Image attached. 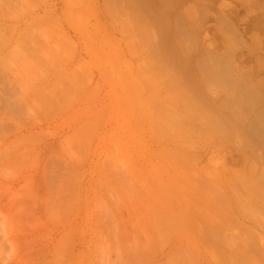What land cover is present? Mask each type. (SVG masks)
<instances>
[{"label":"rangeland","instance_id":"obj_1","mask_svg":"<svg viewBox=\"0 0 264 264\" xmlns=\"http://www.w3.org/2000/svg\"><path fill=\"white\" fill-rule=\"evenodd\" d=\"M0 48V264H264V0H0Z\"/></svg>","mask_w":264,"mask_h":264},{"label":"bare ground","instance_id":"obj_2","mask_svg":"<svg viewBox=\"0 0 264 264\" xmlns=\"http://www.w3.org/2000/svg\"><path fill=\"white\" fill-rule=\"evenodd\" d=\"M146 13H147V12H146ZM148 13H149V12H148ZM153 13H154V12H153ZM153 15H154V14H153ZM9 26H10V25H9ZM10 28H11V26H10ZM13 28H14V27H13ZM13 28H11V29H13ZM12 34H13V33H12ZM8 37H9V34H8ZM130 37H131V36H130ZM145 38H146V36H145ZM145 38H144V39H145ZM9 40H10V39H9ZM11 40H12V39H11ZM144 41H145V40H144ZM9 43H10V42H9ZM131 43H132V42H131ZM161 43H162V42H161ZM161 43H160V45H161ZM146 44H147V43H146ZM9 46L11 47L12 44H11V45L9 44ZM5 47H6V46H5ZM160 48H164V47L160 46ZM0 49H1V48H0ZM3 50H4V49H3ZM177 52H178V51H177ZM0 54H3V53L1 52V50H0ZM163 54H164L167 58H166L164 55H163V57H164L165 59H168L169 61H171V62L173 63V65H176V63L178 64V60L176 59V57H177L178 54H177L176 57H175V54H176V53H175V51H174V48H173L172 52H171V51L166 52V50H164V51H163ZM10 55H11V54H10ZM161 55H162V54H161ZM12 57H13V56H12ZM134 57H135V56H134ZM9 58H11V56H10ZM11 59L13 60V58H11ZM2 61H3V58H1L0 65H1V62H2ZM13 62H14V61H13ZM13 62H12V63H13ZM178 65H179V64H178ZM11 66H12V65H11ZM140 66H141V65H140ZM1 67H2V66H1ZM6 67H7V66H6ZM143 67L145 68V66H143ZM4 68H5V67H4ZM139 68H140V67H139ZM141 68H142V67H141ZM6 69H7V68H6ZM8 69H9V68H8ZM10 69H11V67H10ZM0 70H1V68H0ZM7 75H8V74H7ZM185 75H186V77H187V79H186L187 82H184V86H185V84H186L187 86H191V85H192V87H193V85L195 84V81H193L192 79H194L195 77L193 78V76L190 75V74H188V73H186ZM1 76H2V74H1ZM10 77H11V76H10ZM12 77H13V76H12ZM1 78H2V77H1ZM3 78H4V77H3ZM6 79H7V78H6ZM8 79L11 81V78L8 77ZM8 79H7V80H8ZM9 80H8V81H9ZM12 80H13V79H12ZM171 80H172V78H171ZM174 80H175V79H174ZM174 80H172V81H174ZM195 80H196V79H195ZM5 81H6V80H5ZM149 81H150V80H149ZM172 81H171V82H172ZM6 82H7V81H6ZM6 82H5V83H6ZM12 82H13V81H12ZM1 83H2V82H1ZM5 83H4V85H5ZM7 83H8V82H7ZM146 84H147V83H146ZM8 85H9V83H8L6 86H8ZM147 85H149V86L151 87V85H154V86H155V85H157V84L153 83V81H150ZM13 86H14V85H13ZM13 86H12V87H13ZM154 86H153V87H154ZM196 86H197V85H196ZM153 87H152V88H153ZM198 87H199V86H198ZM5 88H6V90H7V87H5ZM9 89H10V87H8V90H9ZM193 89H194V88H193ZM150 90H152V89H150ZM202 90H203V89H202ZM202 90H201V91H202ZM12 91H14V90L11 89V92H12ZM4 92H6L7 95L10 94L9 97H8L7 99H9V98L13 95V94H11V92H9V91H4ZM8 92H9V94H8ZM13 93H14V92H13ZM15 93H16V92H15ZM15 93H14V94H15ZM23 93H25V92H23ZM150 94H152V93H150ZM15 96H16V94H15ZM149 96H150V95H149ZM11 98H12V97H11ZM147 98H149V97H146V100H147ZM7 99H5V100H6L5 105L7 104L6 107H7V108L9 107V109H11L12 111H14L15 107L12 109V107H10V106H15V105H16V102H17L18 100L16 99V102H15V100H14L15 103L13 102L14 104L12 105L11 103H8V102H7ZM8 101H10V100H8ZM20 102H21V101H20ZM9 104H10V105H9ZM18 104H19V103H18ZM17 106H18V105H16V107H17ZM19 107H20V105H19ZM9 109H7V110H9ZM20 109H22V107H21ZM24 109H26V108H23V110H24ZM11 110H9V111H11ZM23 110H21V113H22V112L24 113ZM26 110H27V109H26ZM28 110H29V108H28ZM19 111H20V110H19V108H18V110H16V114L19 115V114H20ZM7 112H8V111H7ZM17 112H18V113H17ZM8 113H9V112H8ZM14 114H15V113H14ZM14 114H13V115H14ZM9 115H10V114H9ZM13 115H12V116H13ZM20 115H21V114H20ZM20 115H19V116H20ZM10 116H11V115H10ZM12 116H11V117H12ZM21 116H22V115H21ZM16 117H18V116H16ZM24 125H25V124H24ZM6 131H7V130H6ZM26 138H27V137H26ZM11 144H12V143H11ZM19 147H20V146H19ZM10 149H11V148H10ZM2 171H3V170H2Z\"/></svg>","mask_w":264,"mask_h":264}]
</instances>
